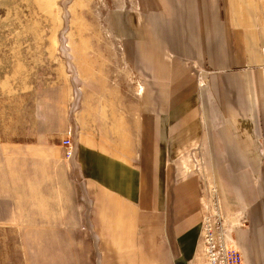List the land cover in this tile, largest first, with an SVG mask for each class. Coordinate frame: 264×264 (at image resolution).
Wrapping results in <instances>:
<instances>
[{
	"label": "crops",
	"instance_id": "crops-1",
	"mask_svg": "<svg viewBox=\"0 0 264 264\" xmlns=\"http://www.w3.org/2000/svg\"><path fill=\"white\" fill-rule=\"evenodd\" d=\"M117 16L139 91L61 111L58 197L35 216L27 190L21 218L0 202V264H202L210 187L243 264H264V0H131Z\"/></svg>",
	"mask_w": 264,
	"mask_h": 264
},
{
	"label": "rangeland",
	"instance_id": "rangeland-1",
	"mask_svg": "<svg viewBox=\"0 0 264 264\" xmlns=\"http://www.w3.org/2000/svg\"><path fill=\"white\" fill-rule=\"evenodd\" d=\"M129 1L0 0V202L17 201L19 218L27 190L35 216L43 191L58 197L61 111H75V94L107 86L121 95L139 91L122 62L117 24Z\"/></svg>",
	"mask_w": 264,
	"mask_h": 264
},
{
	"label": "built area",
	"instance_id": "built-area-1",
	"mask_svg": "<svg viewBox=\"0 0 264 264\" xmlns=\"http://www.w3.org/2000/svg\"><path fill=\"white\" fill-rule=\"evenodd\" d=\"M61 147L64 158H72L71 140H62ZM201 247L204 264H243L239 250L228 239L220 214V203L215 195L205 207L202 205Z\"/></svg>",
	"mask_w": 264,
	"mask_h": 264
},
{
	"label": "bare ground",
	"instance_id": "bare-ground-1",
	"mask_svg": "<svg viewBox=\"0 0 264 264\" xmlns=\"http://www.w3.org/2000/svg\"><path fill=\"white\" fill-rule=\"evenodd\" d=\"M215 194H214V190H213V188H211L210 187V192L207 194V197H206V199H203V203H202V205H203V207H205V205L209 202L210 203V201H211V199H212V197L214 196ZM204 198V197H203ZM242 258V257H241ZM242 262H243V260H242ZM202 264H204L203 263V257H202Z\"/></svg>",
	"mask_w": 264,
	"mask_h": 264
}]
</instances>
